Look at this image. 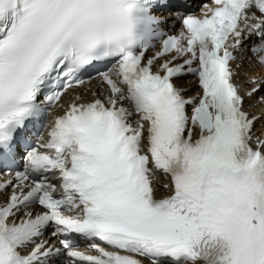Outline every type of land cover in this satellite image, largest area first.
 Wrapping results in <instances>:
<instances>
[{"label": "snow or ice", "instance_id": "obj_1", "mask_svg": "<svg viewBox=\"0 0 264 264\" xmlns=\"http://www.w3.org/2000/svg\"><path fill=\"white\" fill-rule=\"evenodd\" d=\"M245 67L264 0H0V264H264Z\"/></svg>", "mask_w": 264, "mask_h": 264}]
</instances>
